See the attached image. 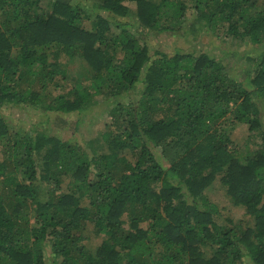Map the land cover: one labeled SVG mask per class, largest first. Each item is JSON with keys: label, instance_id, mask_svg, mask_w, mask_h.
Returning a JSON list of instances; mask_svg holds the SVG:
<instances>
[{"label": "trees", "instance_id": "1", "mask_svg": "<svg viewBox=\"0 0 264 264\" xmlns=\"http://www.w3.org/2000/svg\"><path fill=\"white\" fill-rule=\"evenodd\" d=\"M200 27L218 58L149 39ZM101 95L123 100L97 145L0 111V264H264V0H0V108L46 122Z\"/></svg>", "mask_w": 264, "mask_h": 264}, {"label": "rangeland", "instance_id": "2", "mask_svg": "<svg viewBox=\"0 0 264 264\" xmlns=\"http://www.w3.org/2000/svg\"><path fill=\"white\" fill-rule=\"evenodd\" d=\"M129 5L133 8L134 3H129ZM151 40V44L162 50L170 51L173 50H183V51H191L196 50V53L206 52L212 56L219 57L223 50H225L228 46L227 43H223L222 40H217L213 36H211L208 31L204 28H199L196 31H187L182 32L178 31L174 34L171 33H152L149 36ZM247 46L238 45V50H245ZM232 57L230 55H225L223 57L224 65L227 64V60H230L229 64L235 67V75L241 78L244 73V67L246 64L243 60H237L236 62L231 61ZM61 61L65 60V58L59 57ZM70 73L76 75V78L80 75L81 66L76 62H71L68 65ZM83 68V67H82ZM84 69V68H83ZM85 70V69H84ZM84 80V79H83ZM86 81V78H85ZM72 82V79L69 80V83ZM63 84L61 88H59L60 92H66L70 88V84ZM88 83V82H86ZM140 85H138L130 94L132 96H138ZM125 96V94L123 95ZM123 96L121 98H112L101 95L98 99V103L92 105L88 109L84 110L82 115L79 117H75L70 114L65 115H54L49 116L50 119L44 122L47 119V114L42 112H38L33 109H26L21 107H1L0 111L11 120L13 123H18L19 126L23 127L25 130L34 128L35 125H39V122L42 121L39 125L40 128L38 130L49 131L51 134L56 135L62 139L70 138L82 145H86L89 142L97 145V142L94 141L100 133L105 130V126L110 122L111 117L108 111L111 110V107L114 105L116 101L123 100ZM136 98V97H135ZM75 120H79V123L75 125ZM234 134L236 137L246 136L248 134L247 125L240 124L235 126ZM167 165V164H166ZM65 182L62 184L64 185ZM0 182V189H1ZM1 191V190H0ZM207 195L220 207V212L222 215H230L234 220L248 219L244 215V209L241 206L233 205L229 198L226 195L225 188L217 178L211 187L207 189ZM223 217V216H222ZM249 223H252V219L249 218ZM100 242L98 237L93 238L89 241L90 245H96Z\"/></svg>", "mask_w": 264, "mask_h": 264}]
</instances>
